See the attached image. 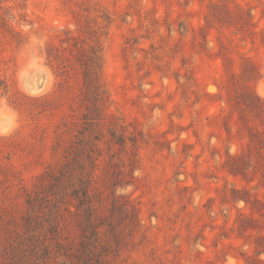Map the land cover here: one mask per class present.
<instances>
[{"label":"rangeland","instance_id":"374dc122","mask_svg":"<svg viewBox=\"0 0 264 264\" xmlns=\"http://www.w3.org/2000/svg\"><path fill=\"white\" fill-rule=\"evenodd\" d=\"M70 145L102 154L97 248L73 205L60 246L25 224ZM97 260L264 264V0H0V264Z\"/></svg>","mask_w":264,"mask_h":264},{"label":"trees","instance_id":"16d2710c","mask_svg":"<svg viewBox=\"0 0 264 264\" xmlns=\"http://www.w3.org/2000/svg\"><path fill=\"white\" fill-rule=\"evenodd\" d=\"M91 52L90 59L83 58L85 93L91 90L98 94L102 57L100 52L98 53L93 47H91ZM118 138L122 141L120 135ZM83 155L84 152L79 146L70 145L65 148L63 161L47 173V190L51 196L50 199H47L51 201V204L47 205V207L50 206L49 212L43 210L45 200L38 193L34 196L29 195L27 198L29 212L25 217L26 227L33 232L37 231L38 234L43 230L45 239H53L58 246L62 243L59 233L63 228L61 224L65 220V211L71 212V205H73L77 213L83 215L85 221V224L82 225L80 248L98 247L96 242L102 231V222L99 221L101 216L98 210L99 207L96 204L99 187L97 185V175L94 171L99 168L101 163L99 157L102 154L97 148H93L87 153V158L92 166L91 170H87ZM72 198L76 199L75 202L72 201ZM63 204H65V207L62 208ZM123 204L133 208L129 201ZM42 217L43 221L40 222L39 218ZM44 222L47 223V226ZM49 234L52 236H49ZM36 236L33 234V237ZM106 246L104 244L102 248ZM97 264L103 263L97 260Z\"/></svg>","mask_w":264,"mask_h":264}]
</instances>
